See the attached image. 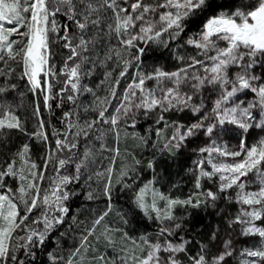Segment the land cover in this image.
<instances>
[{
	"label": "snow or ice",
	"instance_id": "snow-or-ice-1",
	"mask_svg": "<svg viewBox=\"0 0 264 264\" xmlns=\"http://www.w3.org/2000/svg\"><path fill=\"white\" fill-rule=\"evenodd\" d=\"M202 16L199 30L183 39L188 23ZM173 43L191 46L195 54L176 55L180 66L174 71H143L147 45L169 48ZM17 68L18 78L27 81L33 95H42L46 109L51 110L50 101L63 104L65 99L74 108L62 114L64 130L51 133L53 145L38 102L33 111L37 125L29 132L13 106L0 99V144L7 146L6 134L15 131L45 146L42 164L32 160L29 143L0 160V264H25L17 255L21 249L35 256L31 249L42 247L65 222L67 201L75 195L68 185L79 183L82 175L85 182L103 178L100 191L107 208L84 229L67 257L50 254L53 261L83 264L84 253L90 251L94 264H228L238 235L258 238L239 251L238 264H264V137L252 145L246 140L250 129L264 131V0H238L231 7L218 0H0V98L16 89L7 81ZM97 68L103 70L100 84L107 87L103 98L83 83ZM126 78L129 82L121 90ZM85 93L94 97L93 104L83 108L84 113H95L90 120L81 119L76 110L77 98ZM185 112L193 118L188 123L170 118ZM140 119L151 121L145 135H136L144 148L155 150L143 165L151 179L143 181L141 160L128 154L133 163L119 168L115 184L132 192L135 207L158 223L157 236L132 237L110 225L97 235V226L112 210L113 173L121 154L118 146L104 143L105 137L112 136L118 145L120 128H135ZM226 125L241 130L236 149L214 139L221 131H231ZM201 133L209 143L194 150L188 194L181 198L160 191L157 153L175 158ZM98 153L108 160L103 172L91 167ZM69 166L74 172L62 174ZM50 167L56 173L51 178L46 176ZM6 177L18 181L15 191L4 183ZM46 181L47 189L41 187ZM97 198L87 193L88 200ZM221 201L236 206L234 212L217 211L230 233L222 250L210 256L209 244L199 243V250L190 254L194 238H185L184 218L175 210L190 217L193 210L216 211ZM34 212L39 216L30 220ZM71 221L77 223L76 217ZM121 221L128 223L123 216ZM21 231L25 235L20 236ZM219 231L220 225L214 226L209 243ZM89 237L103 241L106 251L92 248Z\"/></svg>",
	"mask_w": 264,
	"mask_h": 264
},
{
	"label": "trees",
	"instance_id": "trees-1",
	"mask_svg": "<svg viewBox=\"0 0 264 264\" xmlns=\"http://www.w3.org/2000/svg\"><path fill=\"white\" fill-rule=\"evenodd\" d=\"M218 2L224 7H231L235 5L238 0H218ZM57 19L61 21L63 20V18L59 16ZM203 20L204 17L202 16L190 21L183 39H187L189 35L197 32L202 26ZM172 49L176 50L175 53L172 51ZM56 50L60 51L59 49ZM195 51L196 50L191 46L177 47L176 43L170 44L169 48H164L155 44H149L146 46L145 54L142 57V69L144 72H151L154 68L159 67L165 71H174L180 66V62L175 58L176 55L187 57L189 55H194ZM56 64L59 68V59H57ZM102 71V69L97 68L91 76L83 81V83L88 87L93 88L95 94L101 98L108 94L106 85L100 84L101 79H103ZM19 72L20 69L17 68L16 74H13L7 81L8 83L16 84V89L4 94V96L0 99L13 106L16 114L26 122V127L29 132L33 131L37 125V119L33 115V111L35 104L38 102L40 104V116L44 119L45 126L50 133L49 141L54 145V137L51 135V133L57 130H64L62 114L64 112L73 110L74 106L66 99L64 100L63 104H60L59 100H52L50 101L52 105L51 110L46 109L43 105L42 95L39 93L33 95V93L28 90L29 86L27 81L18 78ZM131 74L132 70L129 72V75ZM127 82H129L127 78L121 81V90ZM0 83H4V78H0ZM58 87L59 85H57V88ZM93 100L94 97L87 93L80 95L77 98L78 107L76 110L79 111L81 119L90 120L95 118L94 112H83V108L92 105ZM116 103L117 101H112V104ZM109 111H112V109L109 108ZM170 118L179 120L182 123H188L193 119L192 116L187 112L174 116L170 115ZM150 124L151 121L140 119L135 128L122 126L120 128L118 145L114 144V138L112 136L109 135L105 137L104 143H106L109 147L118 146L120 148L121 154L117 157V170L113 173V183L115 187L113 189V197L111 200L112 210L109 212V215L105 217V220L102 222V224L97 226V235H99L100 231L102 232L104 229L103 227L98 232L100 227L105 222H107L113 228H122L132 237H139L147 234L149 239L155 240L157 236L158 223L153 219H148L142 211L135 207L132 200V192L128 191L127 189H121L120 185L115 184V180L119 175V168L125 163L128 165H132L133 163L128 154H131V156H135L136 159L141 160L142 163L140 166V171L143 181L147 182V180L151 179V171L144 168L143 165L146 164L148 160L153 159L152 153L155 150L151 147L144 148L136 139L137 134L140 136L145 135V132ZM225 127L231 129V131L226 132L227 134L234 135L237 132L240 133L241 131L232 125H226ZM263 132L264 131H261L258 128L250 129L248 133H246L247 143H250L262 136ZM6 135L10 138L7 139V146L0 144V160H7L8 157L12 156L22 144L29 143L32 160L37 164H42L43 156L45 154V146L42 143L35 140H29L27 136L15 131H12ZM94 143L98 149L99 143ZM195 143L196 142L194 141H190L189 146L186 149L181 150V152L178 153L175 158L167 154L161 155L160 153H157L158 158L156 159V171L159 174V181L156 187L160 191L165 193L171 192L173 196H180L181 198L188 194L193 183L191 173L188 171V169L192 167V162L195 159L194 150L197 149V145ZM103 156L107 157L109 156V153L104 152ZM107 166L108 160L100 158L98 153L97 162L91 167L95 168L96 171L103 172ZM61 172L62 174L71 175L74 172V169L69 166L66 172H64V170H61ZM55 175L56 173L50 167L46 173V176L51 178ZM93 180L96 181V177H94ZM4 183L8 187L12 188L13 191H15L18 187V181L11 178L6 177ZM173 184L179 185V189L177 190L176 188H173ZM102 186L103 178L96 182H85L83 175L81 176L79 183H72L68 185V190L74 192L75 195L67 201L70 212L65 218V222L49 234L42 247L31 249V251L35 253L34 257L27 256L24 249H21L19 252H17V255L21 259L25 260V264H60L59 261H53L50 257V254L52 256H68V253L79 244L80 237L84 229L97 215L107 208L108 201L100 191ZM41 187L47 189L49 187L48 182L46 181L43 183ZM89 191H92L94 195L98 196V198L94 200H88L87 193ZM235 208V205L228 206L223 201H221L219 202L216 211L212 210L211 208L207 210H193L190 217H185L184 211L180 208L175 210V214L177 216L184 218V224L187 229V231L183 233L185 238H194L192 239L191 245H189L190 254H194L199 250V243L209 244L210 256L214 255L215 251L221 249L223 240H225L227 237L229 238L230 233L225 231L222 218L217 216V211L220 209H225L230 213L234 212ZM37 216H39V213L34 212L29 219L31 220ZM72 216L76 217L77 223L72 224ZM121 216H123L124 219L128 221L126 225L122 224ZM69 225H71V227ZM216 225H220V231L217 234V239L209 243L211 233L214 230V226ZM18 234L20 236L25 235V233L22 231ZM18 243H26V241H18ZM98 243V241H95V239L89 237V244L92 247L98 249L100 252H105L106 249L104 242L100 246ZM120 243L121 242L117 243L118 247ZM94 244H96V246ZM107 255H110L109 251ZM88 257L90 258L91 262H86V264H94L92 261V253ZM231 264H235V262Z\"/></svg>",
	"mask_w": 264,
	"mask_h": 264
},
{
	"label": "rangeland",
	"instance_id": "rangeland-1",
	"mask_svg": "<svg viewBox=\"0 0 264 264\" xmlns=\"http://www.w3.org/2000/svg\"><path fill=\"white\" fill-rule=\"evenodd\" d=\"M154 85V82L153 81H149L148 82V86L149 87H152ZM219 131V130H217ZM261 137H264V132H263V135L258 137L257 139H255L254 141L250 142V143H247L248 145H252L254 143H256ZM214 139H216V142L217 144H224V145H227V147L229 149H236L238 148L239 146V139H240V133L237 132L236 134H227L226 132H220V135L219 136H216L214 137ZM194 142H196L195 144L197 145V149L199 147H203L205 146L207 143H209V140H208V137H206L205 135H203L202 133L200 135L197 136L196 139L192 140ZM191 141V142H192ZM199 146V147H198ZM197 158L196 154H195V159ZM194 159V160H195ZM104 225H109V223L105 222L101 227L100 229L98 230V232L104 227ZM34 227H37V228H41L42 225H35ZM104 231V229L102 230V232ZM97 232V233H98ZM101 233V231H100ZM114 238L116 239L117 243L121 242L120 239H119V235L116 234L114 236ZM228 239V237L226 238ZM96 241V240H95ZM258 243V238H254V237H240V236H236L235 239H233V245H234V248H235V251L233 252V255L231 257L228 258V264H231L233 262H235V264H238V253L241 249L243 248H246V247H252L254 244ZM101 244H103V241H100L98 243V245L100 246ZM96 246V244H94ZM94 248V247H92ZM95 249V248H94ZM222 250V246H221V249L215 251V254H217L219 251ZM110 252V255H113V253L111 251ZM108 253V252H107ZM91 252L90 251H86L84 253V256H83V264H86V262H91L90 258L88 256H90ZM214 254V255H215Z\"/></svg>",
	"mask_w": 264,
	"mask_h": 264
}]
</instances>
